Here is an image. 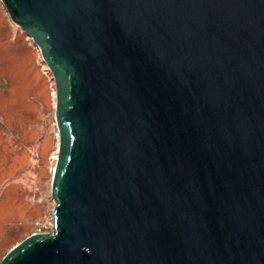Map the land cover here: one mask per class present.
Instances as JSON below:
<instances>
[{
  "label": "water",
  "instance_id": "95a60500",
  "mask_svg": "<svg viewBox=\"0 0 264 264\" xmlns=\"http://www.w3.org/2000/svg\"><path fill=\"white\" fill-rule=\"evenodd\" d=\"M55 84L51 233L0 264H264V0H0Z\"/></svg>",
  "mask_w": 264,
  "mask_h": 264
},
{
  "label": "rangeland",
  "instance_id": "374dc122",
  "mask_svg": "<svg viewBox=\"0 0 264 264\" xmlns=\"http://www.w3.org/2000/svg\"><path fill=\"white\" fill-rule=\"evenodd\" d=\"M16 29L12 24V31ZM34 55L39 81L31 98L34 119L24 131L23 146L15 144L11 134H5V145H1L0 139V227L9 222L10 232L22 229L17 240L10 244L0 243V260L28 236L51 233L53 227L55 202L51 190L59 142L53 111L55 84L41 65L40 52L36 51ZM15 185L25 192L19 202L15 194L8 192ZM1 236H6L2 229Z\"/></svg>",
  "mask_w": 264,
  "mask_h": 264
},
{
  "label": "trees",
  "instance_id": "16d2710c",
  "mask_svg": "<svg viewBox=\"0 0 264 264\" xmlns=\"http://www.w3.org/2000/svg\"><path fill=\"white\" fill-rule=\"evenodd\" d=\"M8 17L0 2V142L5 145V134H11L15 144L23 146L24 131L34 119L31 98L35 87L39 85L34 54L39 50L13 23L17 29L12 31ZM7 148L9 149V146ZM18 187L12 186L8 191L12 195L15 194L17 202L25 196L24 190ZM1 229L6 233L5 237L1 236ZM21 232L22 229L10 232L9 222H5L4 226L0 227V243H12Z\"/></svg>",
  "mask_w": 264,
  "mask_h": 264
}]
</instances>
